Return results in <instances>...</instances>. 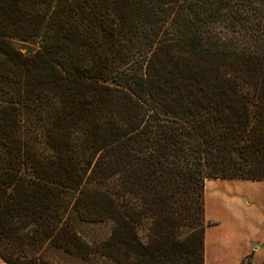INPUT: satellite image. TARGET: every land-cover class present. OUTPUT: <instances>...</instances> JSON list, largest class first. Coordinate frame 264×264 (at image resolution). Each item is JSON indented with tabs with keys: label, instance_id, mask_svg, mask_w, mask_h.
Returning a JSON list of instances; mask_svg holds the SVG:
<instances>
[{
	"label": "trees",
	"instance_id": "trees-1",
	"mask_svg": "<svg viewBox=\"0 0 264 264\" xmlns=\"http://www.w3.org/2000/svg\"><path fill=\"white\" fill-rule=\"evenodd\" d=\"M263 12L264 0H0V257L205 264L206 228L176 233L205 181L264 179L263 62L246 43ZM96 224H109L99 238Z\"/></svg>",
	"mask_w": 264,
	"mask_h": 264
},
{
	"label": "crops",
	"instance_id": "crops-1",
	"mask_svg": "<svg viewBox=\"0 0 264 264\" xmlns=\"http://www.w3.org/2000/svg\"><path fill=\"white\" fill-rule=\"evenodd\" d=\"M205 216V264H264V179H207Z\"/></svg>",
	"mask_w": 264,
	"mask_h": 264
},
{
	"label": "rangeland",
	"instance_id": "rangeland-1",
	"mask_svg": "<svg viewBox=\"0 0 264 264\" xmlns=\"http://www.w3.org/2000/svg\"><path fill=\"white\" fill-rule=\"evenodd\" d=\"M250 27H248L246 32V43L251 49V52L254 56H259L263 62V71H264V12L260 15L253 17L250 20ZM264 83V82H263ZM262 86V82L260 84ZM252 87H256V83H252ZM260 87V86H259ZM264 86H262L263 88ZM264 89V88H263ZM206 187V181H205ZM203 200L196 201L192 205V216L188 221H182L178 226V231L176 233L179 235L181 232H192L193 229L204 230L208 224L205 216V188L203 194ZM195 214V222L193 221V216ZM147 218H145L146 220ZM197 227H194L195 225ZM152 221H143L140 225L139 233L143 237L144 242L148 240L152 243L155 240L153 238L160 237V232L157 229H153ZM192 227V228H191ZM194 227V228H193ZM86 231L89 232L90 237L99 238L103 236L106 231L109 229V224L107 225H85ZM155 230V231H154ZM84 233V228H83ZM45 251L46 258L50 261L51 264H88L84 257L76 254H71L64 251L62 248L49 247ZM96 262L95 264H97ZM100 264V263H98ZM115 264V263H111ZM243 264L249 263V259L243 262Z\"/></svg>",
	"mask_w": 264,
	"mask_h": 264
}]
</instances>
